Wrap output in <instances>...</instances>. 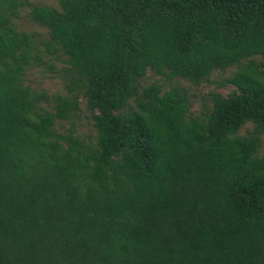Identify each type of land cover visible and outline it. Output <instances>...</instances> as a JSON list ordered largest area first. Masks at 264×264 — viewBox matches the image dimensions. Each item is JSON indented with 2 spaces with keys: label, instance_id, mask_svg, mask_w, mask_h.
Listing matches in <instances>:
<instances>
[{
  "label": "trees",
  "instance_id": "trees-1",
  "mask_svg": "<svg viewBox=\"0 0 264 264\" xmlns=\"http://www.w3.org/2000/svg\"><path fill=\"white\" fill-rule=\"evenodd\" d=\"M28 1L0 0V264H264V0L29 3L48 40ZM43 55L66 93L27 84ZM230 69L196 114L143 84Z\"/></svg>",
  "mask_w": 264,
  "mask_h": 264
},
{
  "label": "rangeland",
  "instance_id": "rangeland-1",
  "mask_svg": "<svg viewBox=\"0 0 264 264\" xmlns=\"http://www.w3.org/2000/svg\"><path fill=\"white\" fill-rule=\"evenodd\" d=\"M29 3L31 5L44 4L50 7H56L57 0H29L28 3L19 10L18 16L15 19L17 27L20 30L35 33L38 40H48L49 37L47 31L32 22L30 18ZM64 68L65 58H57L55 55H43L40 61L31 65L26 74V82L34 88L45 90L50 95L64 94L66 93ZM233 71L234 69L227 70L223 73L215 72L210 77V81L201 86H193L185 81H178V83H176L177 81L171 82L162 76L148 72L147 76L143 80V84L157 82L162 84L165 89L172 85H181V87L185 88L191 96V112L196 114L201 106L208 101L210 92L216 90L217 82L228 77ZM230 88H219L218 91L225 95ZM65 126H68V124H65ZM77 127L83 134L87 135L92 133L90 115L85 110L83 105L81 106V113L79 119L77 120ZM247 128H250V126L242 129V132H245ZM262 150H264V137Z\"/></svg>",
  "mask_w": 264,
  "mask_h": 264
}]
</instances>
